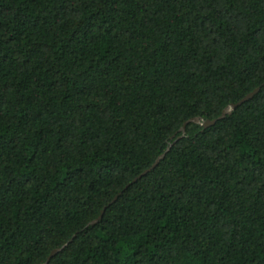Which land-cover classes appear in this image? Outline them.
<instances>
[{
	"label": "trees",
	"instance_id": "1",
	"mask_svg": "<svg viewBox=\"0 0 264 264\" xmlns=\"http://www.w3.org/2000/svg\"><path fill=\"white\" fill-rule=\"evenodd\" d=\"M43 263L264 264V0H0V264Z\"/></svg>",
	"mask_w": 264,
	"mask_h": 264
},
{
	"label": "water",
	"instance_id": "2",
	"mask_svg": "<svg viewBox=\"0 0 264 264\" xmlns=\"http://www.w3.org/2000/svg\"><path fill=\"white\" fill-rule=\"evenodd\" d=\"M259 88H260V87L255 88L253 91L249 92V93L246 94L243 98H241L238 102L226 106V107L221 111L220 115H219L218 117L214 118V119H211V120H202L200 117H194V118H190V119L186 120V121L182 124V126L179 128V131H183L184 128H185V126H186V124L189 123V122L199 123V124H201L203 127H206V126H209V125L214 124L217 120L222 119V118H224L226 115L231 114V112H232L237 106H239V105H241L243 102H245V101L251 99V98L254 96V94H256V93L258 92ZM160 158H161V156H159V157L154 161V163H153L149 168H147L146 170H144V171L141 173V175H139L138 177L144 175L145 173H147L148 171H150L151 169H153V168L158 164ZM138 177H137V178H138ZM135 180H136V179H135ZM103 212H104V209L101 210V212H100V214L98 215V217H97L96 219H94L91 223H92V224L96 223V222L102 217ZM61 248H62V247L53 249V250L50 252V254L48 255V257L46 258L45 263H47V262L49 261L50 257H52L56 252H58L59 250H61ZM45 263H43V264H45Z\"/></svg>",
	"mask_w": 264,
	"mask_h": 264
}]
</instances>
